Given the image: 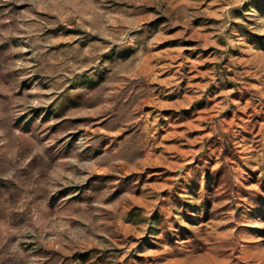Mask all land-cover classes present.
<instances>
[{"label":"rangeland","instance_id":"obj_1","mask_svg":"<svg viewBox=\"0 0 264 264\" xmlns=\"http://www.w3.org/2000/svg\"><path fill=\"white\" fill-rule=\"evenodd\" d=\"M0 264H264V0H0Z\"/></svg>","mask_w":264,"mask_h":264}]
</instances>
